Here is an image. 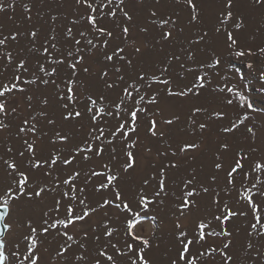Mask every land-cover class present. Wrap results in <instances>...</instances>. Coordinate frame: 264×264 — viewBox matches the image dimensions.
<instances>
[{
  "label": "snow or ice",
  "instance_id": "snow-or-ice-1",
  "mask_svg": "<svg viewBox=\"0 0 264 264\" xmlns=\"http://www.w3.org/2000/svg\"><path fill=\"white\" fill-rule=\"evenodd\" d=\"M160 2L155 0L156 5ZM202 2L173 0L177 6L187 7L189 26L203 23ZM132 3L142 5L144 0H73L75 14L61 32L53 28L39 46L40 30L27 33L31 45L27 51L38 54L34 68L29 59L11 50L24 33L0 34V131L11 129L19 115L17 107H9L10 99L23 96L29 109L15 125L20 148L8 146L0 154V264H40L42 252L49 251L44 245L50 236L56 241L55 256L63 264H158L149 255L160 247L155 233L146 236L138 229L146 220L157 227L159 207L169 200L174 219L167 264H240L241 260L243 264H264V179L257 175L264 173V155L257 156L251 144H238L234 149L222 140L207 184L198 179L195 170L177 182L172 170H178L179 160L199 150L203 141L174 138L172 129L181 121V114L170 111L165 118L169 111L165 101L199 99L208 85L219 79L223 86L217 84L213 91L234 110L235 118L224 108L191 104L183 114L188 133L203 137L217 124L221 134L234 135L243 126L251 134L245 141L255 140L253 127L246 123L249 110L264 112V108L250 101L246 75L236 67V60L264 56V47L253 51L240 43L236 33L245 27V19L234 13L235 0H222L212 31L222 37L219 43L227 56L212 48L206 60H198L197 52L205 50L199 46L207 48L205 38L209 35L202 31L194 39L186 38L187 46L181 47L179 54L166 53L146 69L143 57L148 44L139 46L131 37ZM253 3L264 7V0ZM15 4L16 0H0V13L14 11ZM21 7L30 12L29 4ZM174 14L165 16L156 7L149 9L148 23L139 30L143 34L158 30L152 47L160 45L163 51L184 32L177 28ZM27 19L31 20V15ZM89 60L100 64V70L93 73L87 66ZM225 67L233 69L230 76L222 75ZM246 67L253 71L252 62ZM8 71L10 77L5 75ZM90 76L102 82V91L94 90L84 79ZM257 79L258 91L264 93V70ZM34 85L53 89L59 122L50 111V97L45 93L37 96ZM63 125L73 128L66 130ZM141 128L145 137L166 147L157 149L160 163L152 164L139 177L129 196V181L135 183L139 147L144 143ZM144 150L151 152L152 148L146 145ZM105 156L101 170L85 171L80 166ZM49 193L52 203L38 219L30 207L19 203L23 198L30 206ZM204 197H209L206 203ZM112 209L114 216L109 215ZM13 211L21 216L24 229L18 233L11 222H5ZM96 216L102 218L93 223ZM237 220L246 223L237 225ZM241 231L245 241L236 248ZM6 233L12 234L11 238Z\"/></svg>",
  "mask_w": 264,
  "mask_h": 264
},
{
  "label": "rangeland",
  "instance_id": "rangeland-1",
  "mask_svg": "<svg viewBox=\"0 0 264 264\" xmlns=\"http://www.w3.org/2000/svg\"><path fill=\"white\" fill-rule=\"evenodd\" d=\"M10 2V0H8ZM26 3L30 6V12H26L21 4ZM203 8V23L196 24L194 26H189V13L186 6L180 5L177 6L173 3V0H161L159 5L155 4V0H144L142 5L132 3L130 7L133 9L134 22L131 25V37L136 40L139 46H142L147 43L148 47L145 50V54L143 57V67L146 69H150V67L163 59L166 53L176 52L179 54V50L181 47L187 46L186 38H195L197 33H201L202 31H208L209 35L205 38V42L207 44V48H205V44H201L199 47L201 49H205L204 51L197 52L198 60H206L210 49L216 48L217 51L221 52L224 56H227V52L223 49L222 44L219 41L222 40V37H217L216 34L212 31V25L215 22V16L222 6V0H203L202 2ZM158 8L161 14L167 16L170 13H175L172 16V19L177 20V28H184L183 33H178L176 40L170 44L165 45L163 51L161 50L160 45H156L152 47L154 43L153 37L157 36L158 30L153 28L149 31L148 34H143L140 32V28L145 26L148 23L149 18V9ZM234 13L243 15L245 19V27L242 31H238L236 34L240 39V43L246 47H251L253 51L257 49V47H264V7L259 5H254L253 0H235V7L233 9ZM74 5L73 0H16L15 10L8 9L3 13H0V34L4 36H8L13 32H21L24 35L18 36V43H13L11 50L14 53H19L20 55L26 57L31 61V65L35 67V60L38 54L29 53L27 48L31 45L29 44V37L27 33L30 30L39 29L40 30V40L37 41V46L42 42L43 38L49 34H52V29L55 28L56 32H61L63 26L68 23V20L72 19L74 16ZM31 15V20L27 19V16ZM119 15V13H118ZM52 16H57L58 19L53 21L51 19ZM11 17V19L9 18ZM118 34V30H117ZM23 49L24 51H20ZM2 50V47H0ZM238 49H234L236 51ZM183 59V57H182ZM248 62L253 63V71L249 72L246 67ZM87 66L90 67V70L95 73L100 70L101 65L98 63L89 60L87 62ZM236 67L239 68L247 78L248 88L245 89L250 101L254 102L257 108H264V93H260L258 89L260 88V83L257 79L260 70H264V56H245L236 60ZM178 70V65L176 66ZM233 72V69L230 67H225L222 75L230 76ZM6 76H11V71L5 73ZM39 75V73H38ZM84 79L89 80L93 86L94 90L102 91L103 84L98 81L95 76L84 77ZM233 83L235 80L233 79ZM217 84L223 86V82L219 79L214 80L211 84L208 85L207 90L204 95L199 99H191L184 102L179 101H165V105L169 106V111L165 112V118H168L170 111H177L181 114V121L179 124L172 129V134L176 139H191L197 142H200L201 139L203 141L202 146L199 150L192 152L188 157H184L179 160L180 168L178 170H172L171 176L175 181H179L182 177L188 176L193 170L198 175V179L203 180L206 184L208 183V179L210 174L213 171L212 168V160L214 159V153L218 147L219 141L227 140L232 144L235 149L238 144H244L247 147L248 144H251L252 147L257 149V156L264 155V112H252L249 110V126L253 127L256 138L255 140L245 141V136H250L245 132L243 126H241L240 131L236 132L234 135L221 134L219 132L220 125L212 124L210 129L206 131L203 137H200L198 134H189L184 123L183 114L187 112L188 106L191 104H205L211 108H224L225 111L229 113V115L234 119L235 112L232 108L226 107L223 97L217 95L213 89L216 88ZM33 91L37 96L40 93L47 94L52 103L50 111L57 118L59 122V112L55 103V97L53 94V89L51 87L45 88L44 86H40L39 89L36 86H33ZM118 91V90H117ZM115 92L110 93L111 96H115ZM231 95V94H226ZM17 107L18 116L14 118L11 129L7 131H0V154H3L6 147L11 146L15 149L20 148V142L16 139L14 133L16 131L15 125L19 123L20 118L23 116H27L29 109L27 108V102L23 96L17 94L14 99H10L9 107ZM37 107H39L37 105ZM2 119V117H0ZM224 126L228 125V121L225 120L223 122ZM66 130H71L73 125H63ZM75 127H79L76 125ZM141 138L144 141L143 144L139 147L140 159L137 171L133 174V178L135 183L129 181L131 187L129 189V196H131L132 191L135 190L136 184L139 182V177L145 174L150 170L152 164H159L162 158L157 156V149L163 150L166 145H162L157 143L155 140H149L143 134V128H141ZM150 145L152 148L151 152H146L145 146ZM7 158V157H6ZM107 156L104 157L103 160H94L91 162H84L80 166L87 171L89 168H96L97 170H101L99 165L106 162ZM53 175H57V173H53ZM260 175L262 179H264V173H257ZM36 176L43 181V177L40 173H36ZM51 184V180L48 181ZM221 185L223 184V174H221ZM216 186L213 185V188ZM216 191H220L219 188H216ZM225 200L229 199L227 193H222ZM234 195V194H233ZM99 198L98 196L96 197ZM209 197H204V203L208 201ZM3 203V201H0ZM20 204H24L25 207H30L32 210V214L38 219L41 211L46 210V206H50L52 203V194L49 193L42 201H33V203L29 206L26 205L24 199L21 198ZM13 209L16 208V205H12ZM153 212L157 211V209L153 208ZM174 207L172 202L166 201L163 206L159 207V215L157 217V227H152L149 221L143 222V227L139 228L138 231L141 234L146 236L155 233L156 243L160 245L158 249H154L153 252L149 253V255L153 256L158 264H167V251L169 246V233L172 228V220ZM110 216L115 215V209H112L109 212ZM101 216L93 217V223L97 220H100ZM21 216H18L16 211H13L10 217H6V222H11L13 225L14 232L18 233L23 231V226L20 223ZM117 224L119 221L116 222ZM237 225H243L244 221L237 220L235 222ZM87 227V225H85ZM61 227V231H62ZM7 237L11 238L10 233L5 234ZM245 241V234L241 231L239 236L236 237L235 243L236 248H239ZM219 242V241H217ZM44 247H47L49 251L42 252V260L40 264H63L62 261L59 260L55 256L56 249V241L53 237H48L47 242ZM75 247V246H74ZM174 255V253H173ZM240 264H243L241 260Z\"/></svg>",
  "mask_w": 264,
  "mask_h": 264
},
{
  "label": "water",
  "instance_id": "water-1",
  "mask_svg": "<svg viewBox=\"0 0 264 264\" xmlns=\"http://www.w3.org/2000/svg\"><path fill=\"white\" fill-rule=\"evenodd\" d=\"M5 222H6V217H5Z\"/></svg>",
  "mask_w": 264,
  "mask_h": 264
}]
</instances>
